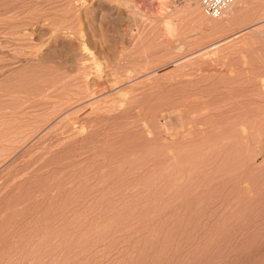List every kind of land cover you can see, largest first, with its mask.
Listing matches in <instances>:
<instances>
[{
  "label": "rangeland",
  "instance_id": "1",
  "mask_svg": "<svg viewBox=\"0 0 264 264\" xmlns=\"http://www.w3.org/2000/svg\"><path fill=\"white\" fill-rule=\"evenodd\" d=\"M239 2L0 0V264H264V2Z\"/></svg>",
  "mask_w": 264,
  "mask_h": 264
},
{
  "label": "built area",
  "instance_id": "2",
  "mask_svg": "<svg viewBox=\"0 0 264 264\" xmlns=\"http://www.w3.org/2000/svg\"><path fill=\"white\" fill-rule=\"evenodd\" d=\"M202 9L212 17H220L236 0H196Z\"/></svg>",
  "mask_w": 264,
  "mask_h": 264
},
{
  "label": "bare ground",
  "instance_id": "3",
  "mask_svg": "<svg viewBox=\"0 0 264 264\" xmlns=\"http://www.w3.org/2000/svg\"><path fill=\"white\" fill-rule=\"evenodd\" d=\"M144 1V0H143ZM150 1H152V2H158V4L161 6L160 7V12H162L163 10H164V2H165V0H150ZM237 1V0H236ZM235 1V2H236ZM239 1V0H238ZM240 2H241V0H240ZM239 2V3H240ZM264 2V0H254L253 2L251 1V0H242V2L240 3V6H241V4H242V6H243V8L244 7H248V6H254V5H256L257 6V8L259 7V8H262L261 6H262V3ZM232 6V5H231ZM230 6V7H231ZM229 7V8H230ZM228 8V9H229ZM242 7H241V10L243 9ZM257 8H255V9H257ZM258 8V9H259ZM227 9V10H228ZM238 9H240V8H238ZM249 9V8H248ZM252 9V8H251ZM143 10V9H142ZM226 10V11H227ZM235 11V10H234ZM259 11V10H258ZM147 12V11H146ZM233 12V11H232ZM237 12V10L235 11V13ZM255 12H257V11H255ZM145 13V12H144ZM234 13V12H233ZM234 13V14H235ZM232 14V13H231ZM163 32H164V35H166V36H170V35H172L175 31H174V25H173V23L171 22V21H168V20H165L164 21V23H163Z\"/></svg>",
  "mask_w": 264,
  "mask_h": 264
}]
</instances>
